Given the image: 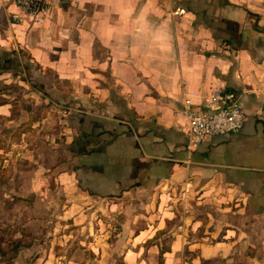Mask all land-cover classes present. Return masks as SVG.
<instances>
[{
  "label": "crops",
  "instance_id": "obj_1",
  "mask_svg": "<svg viewBox=\"0 0 264 264\" xmlns=\"http://www.w3.org/2000/svg\"><path fill=\"white\" fill-rule=\"evenodd\" d=\"M49 8L31 21L14 0H0V47L23 50L69 83L73 106H92L90 98L105 105L102 113L61 117L60 136L71 137L61 145L53 140L41 157L52 161L39 166L40 184L48 189L54 181L63 203L47 231L52 249L90 251L94 264H110L115 252L123 264H264V127L257 120L264 104V0H50ZM218 88L238 97L247 121L237 134L188 150L186 103L202 109ZM118 100L115 116L110 108ZM72 112L122 123L129 138L97 145L95 154L84 147L81 158L84 141L68 122ZM10 117L0 112V121ZM104 218L118 220L117 232ZM42 251L38 261L47 264L51 249ZM150 251L155 259L143 257Z\"/></svg>",
  "mask_w": 264,
  "mask_h": 264
},
{
  "label": "rangeland",
  "instance_id": "obj_2",
  "mask_svg": "<svg viewBox=\"0 0 264 264\" xmlns=\"http://www.w3.org/2000/svg\"><path fill=\"white\" fill-rule=\"evenodd\" d=\"M2 49L4 48L0 47V51H3ZM15 53L20 61L18 75H0V103L10 106L0 112L9 110L12 120L11 123L0 121V264H40L38 259L46 252L42 250L49 249H51V255L47 264H61L58 257L63 256L73 258L80 264H94L88 260L97 257L90 251L71 255L69 252L65 253L58 249L54 251L52 244L48 242L47 231L55 228L57 221L55 217L61 214L63 203L60 202L54 181L48 189L40 184L39 166L46 165L51 160L45 155L50 152V143L53 140L60 144L61 141L65 142L67 137H71L69 132L60 136L61 117L64 119L67 113L73 110L102 113L105 105L93 103V98H90L87 102L92 106L80 108L73 106L70 98L72 89L69 83H61L53 72L42 70L23 50H15ZM107 81L110 83L109 79ZM76 95L84 97L85 92ZM116 105L111 104L110 106L113 107L110 111L113 115L119 116V107L122 106L119 100ZM45 118H51V120L44 123ZM63 126L67 128L66 123ZM26 150L31 153L25 154ZM43 154L47 162L41 161ZM185 193L183 191V195ZM209 206L215 209L214 206ZM182 207L180 212L184 211ZM195 208L197 207L193 206L191 210ZM202 209L205 210V206ZM207 210L213 211L209 208ZM107 221L112 233L117 232L118 220L110 218ZM179 222L183 223V221ZM222 222V224L234 222L246 227L249 224L254 225L253 221L247 220L224 219ZM262 226L260 224V227ZM78 237L84 239L80 235ZM112 239H114L113 236H111ZM16 244H23L29 249L16 252L14 250ZM184 253L185 259L188 258L189 253ZM111 254L109 253L107 257L110 264H123L121 252ZM55 255L57 259H54ZM143 257L149 260L155 259V252H146ZM205 264L219 263L208 261Z\"/></svg>",
  "mask_w": 264,
  "mask_h": 264
},
{
  "label": "built area",
  "instance_id": "obj_3",
  "mask_svg": "<svg viewBox=\"0 0 264 264\" xmlns=\"http://www.w3.org/2000/svg\"><path fill=\"white\" fill-rule=\"evenodd\" d=\"M14 4L31 21H38L50 13V0H14ZM13 19L16 20L17 16H13ZM184 116V135L188 141V150L196 149L217 136L237 134L247 121L246 112L238 97L221 88L210 93L202 109L193 108L186 103ZM257 120L264 127V104L257 114Z\"/></svg>",
  "mask_w": 264,
  "mask_h": 264
},
{
  "label": "trees",
  "instance_id": "obj_4",
  "mask_svg": "<svg viewBox=\"0 0 264 264\" xmlns=\"http://www.w3.org/2000/svg\"><path fill=\"white\" fill-rule=\"evenodd\" d=\"M19 67L20 61L15 51H0V75L5 73L18 75ZM23 81L26 80L23 79ZM4 105L5 104L0 103V107ZM68 122L71 126L77 127L80 132V139L84 141L83 144H78V150L80 152L78 154L81 158L87 156L85 155V152H83L84 147H95L93 148L95 154L96 149H98L96 147L97 145L100 147L103 144H108V147H110V145H115L116 142L118 143V140L128 137V134L130 133L128 127L122 123L92 117L79 112H72L68 118ZM19 132L23 133L21 130H19ZM113 148L114 147H112L108 152L111 153ZM24 248L26 247L23 244H16L14 250L18 252Z\"/></svg>",
  "mask_w": 264,
  "mask_h": 264
}]
</instances>
